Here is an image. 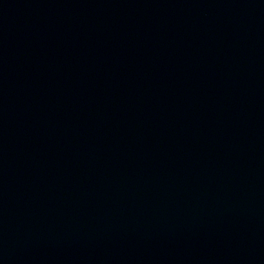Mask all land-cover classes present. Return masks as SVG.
Masks as SVG:
<instances>
[{"label":"water","instance_id":"water-1","mask_svg":"<svg viewBox=\"0 0 264 264\" xmlns=\"http://www.w3.org/2000/svg\"><path fill=\"white\" fill-rule=\"evenodd\" d=\"M0 264H264V0H0Z\"/></svg>","mask_w":264,"mask_h":264}]
</instances>
